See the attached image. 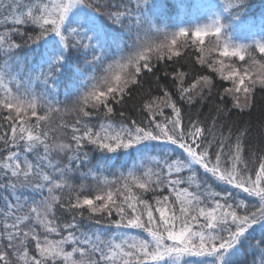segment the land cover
I'll return each mask as SVG.
<instances>
[{
  "label": "snow or ice",
  "instance_id": "6c2138e0",
  "mask_svg": "<svg viewBox=\"0 0 264 264\" xmlns=\"http://www.w3.org/2000/svg\"><path fill=\"white\" fill-rule=\"evenodd\" d=\"M246 5L225 0L226 17L169 30L154 0H0V190L12 197L0 206V264H264V122L255 144L250 128L219 123L226 98L244 111L264 90V18L242 20ZM188 48L231 82L211 124L186 125L167 87L141 97L140 120L127 116L153 61ZM183 67L171 72L179 101L208 99L213 78L188 83ZM54 115L67 140L52 135ZM88 146L130 163L92 165ZM85 220L101 227L84 231Z\"/></svg>",
  "mask_w": 264,
  "mask_h": 264
},
{
  "label": "trees",
  "instance_id": "16d2710c",
  "mask_svg": "<svg viewBox=\"0 0 264 264\" xmlns=\"http://www.w3.org/2000/svg\"><path fill=\"white\" fill-rule=\"evenodd\" d=\"M120 2V0H117ZM124 3H128V0H123ZM155 3L161 6L160 12L155 17L157 23L161 25H165L169 30H175V26L177 22L183 21L190 24L192 21L200 23L204 20L205 15L208 12L220 14L222 16H227L228 13L224 12V3L225 0H154ZM208 5H213V7L208 8ZM261 18H264V0H247V5L244 12L241 15V19L244 21H257L259 22ZM10 27V25L8 26ZM3 28H0L2 31ZM27 30L31 31L32 26H27ZM237 39L242 42H249L248 40L242 39V34H236ZM19 41L18 37H13ZM258 38V37H257ZM24 55L23 53L21 54ZM29 56L35 59L33 53H28ZM199 55L198 52L194 48H188L182 50V55L179 58H174L173 61H153L154 72L147 73L142 78V89H132V99L128 100L124 105V110L126 111V115L140 120V99L141 97L151 91L153 95H162V89L167 87L169 91L173 93L175 99L178 100L179 106L182 108L184 123L187 125L189 119H198L201 124L205 127H208L211 124V121L214 116H216V107L220 105V94L223 93V89L225 87H230L231 82L222 81L219 76L212 72L211 69L207 67V65H200L195 63L196 57ZM216 54H213L215 56ZM237 64L242 62L236 61ZM177 65H184L185 67L180 70L188 71L189 77L187 78V82H192V78L196 75H209L213 78L215 87L212 90L211 96L208 99L200 100L197 98L195 103L189 105L184 101H179V97L176 95V89L173 86V77L171 75L172 69ZM195 68V72L192 71V68ZM165 73H169V75L165 76ZM160 86V88L157 87ZM187 86V83L186 85ZM64 85L60 86V91L57 99L60 101L64 100ZM228 113L221 116L219 123L223 124V131L227 134L228 129L232 126V132L235 133L237 128L248 127L250 128V134L247 138V142L250 144H255L257 142V130L260 128L262 122H264V90H257L254 94V106L251 109H246L244 111H240L239 109L232 108L231 98H226ZM62 106V105H61ZM117 109L119 110L121 106L117 105ZM166 112H170V110L166 109ZM6 115V113H5ZM62 117L59 115H54L51 128L55 129L52 132V135L58 139L67 140L68 137L71 136L70 129H61L58 125L61 122ZM69 123L72 122L73 118L71 116L63 117ZM119 120V117H116ZM2 122V121H0ZM92 124H95L97 127L99 125V120L96 117H93ZM7 128V124L4 125ZM89 153V157L91 159L92 165L100 164H110L113 170L121 167V164L124 162L130 163L128 157L122 158V160H116L115 158L111 162H105L103 159L102 153L96 151L91 148V146L86 147L85 149ZM31 158V157H30ZM91 166V165H90ZM79 183V180H77ZM88 185L94 184L92 179L86 181ZM219 187H229V186H219ZM219 190V189H218ZM235 191V190H233ZM85 194L92 195V192H87ZM167 194V193H165ZM24 195L28 196L30 199L32 197L39 198L37 194L24 190ZM7 196L10 200L12 199L11 194L8 190H0V206L3 205V198ZM246 194L240 193V198H245ZM147 198L151 199V193L148 194ZM251 200V198H248ZM62 221H69L71 217L67 214H60ZM79 219V218H78ZM81 229L84 231H93L96 228H100L101 226L92 225L88 221H81ZM2 228V225H0ZM58 238V237H53ZM6 243V241H4ZM31 247V245H30Z\"/></svg>",
  "mask_w": 264,
  "mask_h": 264
},
{
  "label": "rangeland",
  "instance_id": "374dc122",
  "mask_svg": "<svg viewBox=\"0 0 264 264\" xmlns=\"http://www.w3.org/2000/svg\"><path fill=\"white\" fill-rule=\"evenodd\" d=\"M213 13L212 12H208L206 15H205V18H204V20L202 21V22H200V23H197V22H191L190 24H202V23H205V22H207L208 21V19H209V17L212 15ZM181 23V21H179V22H177V24H180ZM176 24V25H177ZM184 24H187V22H184ZM239 42H242L241 40H238Z\"/></svg>",
  "mask_w": 264,
  "mask_h": 264
}]
</instances>
